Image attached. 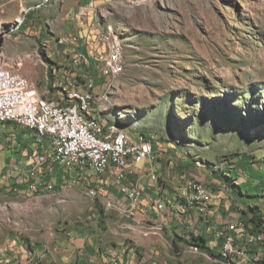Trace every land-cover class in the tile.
Wrapping results in <instances>:
<instances>
[{"label":"rangeland","instance_id":"rangeland-1","mask_svg":"<svg viewBox=\"0 0 264 264\" xmlns=\"http://www.w3.org/2000/svg\"><path fill=\"white\" fill-rule=\"evenodd\" d=\"M53 1L0 0V56L38 88L48 82L47 54L52 60L61 55L60 34L48 20L59 11ZM93 2L101 31L124 50L121 74L109 79L101 71L106 52L99 41L101 53L90 65L98 100L89 114L122 121L135 137L154 138L166 166L164 184L179 187L185 177L230 196L220 180L230 185L225 175L238 171L245 177L244 193L262 195L242 200L262 199L264 206V0ZM22 9V21L16 24ZM70 51L69 46L66 53ZM49 89V97L54 96ZM250 172L256 177L247 179ZM56 175H62L60 166ZM76 196L75 203L64 197L63 209L55 207V197L42 203L0 199V245L12 233L41 226L53 234L58 219L89 216L90 197L82 191Z\"/></svg>","mask_w":264,"mask_h":264},{"label":"crops","instance_id":"crops-1","mask_svg":"<svg viewBox=\"0 0 264 264\" xmlns=\"http://www.w3.org/2000/svg\"><path fill=\"white\" fill-rule=\"evenodd\" d=\"M52 7L59 8V11L52 13L54 16L50 14L52 17L49 16L48 20L52 19V27L60 34L59 39L75 35L79 41L71 46L68 54L64 52L57 60H52V54H47L46 61L51 65L47 71L48 82L45 88L37 87L47 98L61 94L59 83L62 80L83 82L85 75L91 73L90 65H94V59H98L96 56L101 53L98 34L102 24L93 0H55ZM76 52L89 57L88 66L72 68L71 57ZM50 86L55 90L52 97H49ZM37 142H40L39 137L31 129L0 123V199L42 203L55 197L59 202L55 207L63 209L67 207L62 200L64 197H71L75 203L78 202L76 195L81 191L88 196L89 186L69 184L62 175L51 176V186L54 187L51 190H30L33 178L37 177L31 159L36 156L34 148ZM154 149L158 180L153 183L141 179L139 182L144 198L135 219L125 215L128 201L116 187L97 185V178L92 177L90 184L102 190L98 198H90L89 216L70 221L58 219L61 224L55 227L53 234L43 232L41 226L24 233L9 234L7 241L0 245V264H229L221 258L223 240L218 237V232L226 230L237 220L243 221L247 233L261 232L250 223L253 215L250 209L258 207L264 217V206L260 205L262 199L247 203L242 198L257 199L262 195L245 194V177L238 171H230L227 176L236 174L235 180L229 178L233 183L228 185L220 180L230 196L224 189L209 186L211 200L196 199L189 187L191 179L182 177L184 183L179 187L163 183L166 166L163 155L158 154L160 147L157 142ZM251 172L246 173L247 179L255 176ZM107 177L112 179L111 175ZM14 186L18 192H14ZM107 200L115 204L113 209L106 208ZM161 204L163 208L159 207ZM72 207L82 209L80 204ZM144 227L150 231L142 232ZM249 236L243 239L244 236L239 235L242 247H247ZM249 255L257 263L263 261L264 244L253 247Z\"/></svg>","mask_w":264,"mask_h":264},{"label":"built area","instance_id":"built-area-1","mask_svg":"<svg viewBox=\"0 0 264 264\" xmlns=\"http://www.w3.org/2000/svg\"><path fill=\"white\" fill-rule=\"evenodd\" d=\"M98 40L104 45L106 58L103 59L101 71L109 79H114L118 72L116 61V43L107 32L100 31ZM75 35L59 39L58 44L67 47L78 43ZM66 52V51H65ZM72 68L80 69L88 66L89 57L83 52L72 55ZM59 87H68L74 91L73 102H76L75 112H58V105L51 101L36 100L33 84L21 73L6 71L0 73V123L16 124L24 127V123L33 122L35 128H41L45 136L58 135V142H37L34 148L36 153L34 161V174L30 190H51V176L56 175V168L60 166L62 176L69 184H74V178H81V184L102 190L101 187L92 186L90 179L97 178V185H112L127 198V206H131V213L138 215L140 205L144 198V191L139 182L148 179L154 183L156 167L155 143L133 138L129 133L119 131L118 124L105 125L98 121L97 112H93V120H86L84 107L90 105V90L96 89V83L91 73L85 75L84 81L76 79L62 80ZM88 126H95V133H88ZM33 131V130H31ZM105 150V157L93 160V153ZM144 164L140 166V161ZM36 172V173H35ZM107 175H111L109 180ZM9 178H13L9 175ZM189 187L197 196L206 201L211 200V193L204 191L203 187ZM14 186V192H18ZM163 208L161 204L159 206ZM122 213V208L120 209ZM245 239L249 235H256V244H264V232H249L243 227V221L231 223L226 230L218 232L223 240L221 258L229 264H258L249 255L250 249H242L239 235Z\"/></svg>","mask_w":264,"mask_h":264},{"label":"bare ground","instance_id":"bare-ground-1","mask_svg":"<svg viewBox=\"0 0 264 264\" xmlns=\"http://www.w3.org/2000/svg\"><path fill=\"white\" fill-rule=\"evenodd\" d=\"M23 11H25V10L22 9L21 12L18 15H16V17L14 18V22L16 24L20 23L22 21ZM113 42L116 43V53L119 56V58L116 61V69H118V72L115 74V77H114V79H117L123 70L122 55H123L124 49H123V46L121 43L116 42V41H113ZM6 71H12L13 73H18L14 66L10 65L9 63H6L4 61V59L0 56V73H6ZM76 81H78V80H76ZM60 89L62 90L61 94L54 97L53 99H50V98L45 97L40 92V90L35 85H33L34 97L36 100L53 102L54 104L58 105V112H65V110L67 112H75L76 111V102H73V100L71 99V98H74V91H68V87H60ZM59 92H60V90H59ZM90 97H92V98H90L91 107H84V116H85L86 120H93V116H91L89 113L93 109L92 107L94 105V102L96 100H98L97 95L95 93V90H90ZM99 111H100V109H99ZM98 121L102 122L105 125L118 124L119 131L124 132V133H129V131H127L126 128L122 127L118 122L110 121V120L102 121L100 118L98 119ZM24 127L33 130L38 135L40 142H45V143L58 142V135L45 136V132L42 131L41 128H35V123H33V122L24 123ZM88 133H95V126H88ZM129 134L133 138L143 139V141H150L152 139V137H149V136H146L143 134H141L137 137L133 136V134H131V133H129ZM101 157H105V150H97V153H93V160H101ZM157 180H158V176L156 175V172H155L154 182ZM74 185H81V178H74ZM191 186L203 187L204 191L210 193L209 187L205 183L194 182L191 184ZM87 194L90 198L96 199L100 195V190H96L94 188L88 187L87 188ZM195 198L200 199L202 201H206L202 196L196 195ZM114 207H115V204L112 203V201L107 200L106 208L107 209H113ZM124 213L129 219H135L137 217V215H135V214H130L131 213V206H129V208L126 211H124ZM139 224L143 225V223H139ZM243 227H244V225H243ZM148 231H150V230L145 228V227L142 229V232H148ZM149 235H150V233H149ZM255 244H256V235H250L248 240H247V243H246L247 247H242V249H249V248L255 246Z\"/></svg>","mask_w":264,"mask_h":264},{"label":"trees","instance_id":"trees-1","mask_svg":"<svg viewBox=\"0 0 264 264\" xmlns=\"http://www.w3.org/2000/svg\"><path fill=\"white\" fill-rule=\"evenodd\" d=\"M120 125H123L122 121H118ZM227 176V175H225ZM228 178H232L235 180L233 176H227ZM251 212L253 213L252 217L250 218V223L256 228H260L262 231H264V217L263 212L258 208H251ZM258 264H264V260L260 261Z\"/></svg>","mask_w":264,"mask_h":264},{"label":"water","instance_id":"water-1","mask_svg":"<svg viewBox=\"0 0 264 264\" xmlns=\"http://www.w3.org/2000/svg\"><path fill=\"white\" fill-rule=\"evenodd\" d=\"M47 1H49V0H46V2ZM44 4L45 3H42V4H40V5L36 6V7H32L30 9H28V11L26 12V16L29 14L30 11H32V10H34L36 8L42 7ZM26 16H25V19H26ZM1 44H2V41H1ZM57 49H58V51H59L60 54H64V52L67 49V46L65 44H58Z\"/></svg>","mask_w":264,"mask_h":264}]
</instances>
